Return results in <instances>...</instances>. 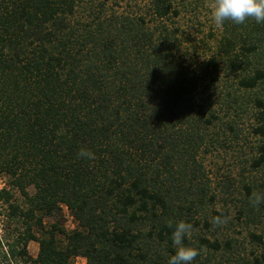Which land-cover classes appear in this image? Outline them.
Masks as SVG:
<instances>
[{
    "label": "trees",
    "instance_id": "obj_1",
    "mask_svg": "<svg viewBox=\"0 0 264 264\" xmlns=\"http://www.w3.org/2000/svg\"><path fill=\"white\" fill-rule=\"evenodd\" d=\"M125 1L0 0V264H168L169 224L228 217L214 209L202 157L218 135L240 136L238 121L223 119L229 109H256L251 131L262 140L248 162L264 169V24L225 22L216 52L193 59L175 0ZM222 70L234 90L216 109ZM256 89L239 101L237 91ZM242 188V213L260 223L264 178ZM249 236L264 247L263 234ZM194 244L234 248L231 238ZM246 264H264V249Z\"/></svg>",
    "mask_w": 264,
    "mask_h": 264
},
{
    "label": "rangeland",
    "instance_id": "obj_2",
    "mask_svg": "<svg viewBox=\"0 0 264 264\" xmlns=\"http://www.w3.org/2000/svg\"><path fill=\"white\" fill-rule=\"evenodd\" d=\"M182 9L178 18V23L184 30L180 34L183 49L193 59H203L209 57L216 52V43L219 37L220 28L216 27L211 19V10L214 0H175ZM111 6L115 9L122 10L129 8L125 0H109ZM232 79L223 73L221 81L214 87L212 99L216 109L220 105V101L226 90H234L229 87ZM242 95L239 100L248 102V96L254 97L259 94V90L254 91H237ZM247 97V98H246ZM244 110L234 113L229 109L228 114H223V119H235L241 129L240 136L234 138L227 134L218 135L219 143H215V147L203 153V161L208 171L211 188L216 194L214 209L221 211L223 208L228 210L226 223L222 226H214L212 218L208 216L209 228L201 223L195 227L187 237L190 247L197 246L196 237L205 236L210 240L218 238L223 240L231 238L234 248L232 251H215L202 247L199 250L194 264H246L252 260L253 254H260L264 247L252 241L249 233L263 234L264 240V220L260 223L248 220L243 214L242 200L244 199V183L256 184L264 178V169L261 167L257 170H251L249 159H251V149L256 146L262 138L259 135L252 134V124H254V116L256 109L252 106L243 105ZM238 115V116H236ZM215 128L214 131H216ZM221 134V133H220ZM247 160V161H246ZM7 186V180L4 175L0 176V188ZM29 193L33 192V188H28ZM15 197L19 199L18 193ZM62 225L64 229L70 231L76 228V222L69 214L65 207H62ZM208 215V214H207ZM48 222L49 220L46 219ZM2 222L0 221V233H2ZM38 250V244L35 241H29L26 245V252L31 257H35ZM171 254H169L170 256ZM168 263V259H167ZM69 264H86L83 257L74 256L70 259Z\"/></svg>",
    "mask_w": 264,
    "mask_h": 264
},
{
    "label": "clouds",
    "instance_id": "obj_3",
    "mask_svg": "<svg viewBox=\"0 0 264 264\" xmlns=\"http://www.w3.org/2000/svg\"><path fill=\"white\" fill-rule=\"evenodd\" d=\"M211 19L216 27H222L225 22L237 25L244 24L248 20H253L256 24H264V0H214L211 10ZM78 157L85 160L95 159L93 152L87 149H80ZM253 206H259L262 197L257 195L251 201ZM214 226H222L226 223V218L220 216L213 217ZM171 243L175 249L168 258V264H194L200 254L195 247L186 246L184 240L189 236L193 226L184 221L176 222L174 228L172 224Z\"/></svg>",
    "mask_w": 264,
    "mask_h": 264
}]
</instances>
